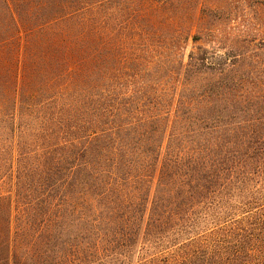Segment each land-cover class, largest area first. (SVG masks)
Returning <instances> with one entry per match:
<instances>
[{"label":"trees","instance_id":"16d2710c","mask_svg":"<svg viewBox=\"0 0 264 264\" xmlns=\"http://www.w3.org/2000/svg\"><path fill=\"white\" fill-rule=\"evenodd\" d=\"M220 74L169 95L100 75L53 93L36 75L0 76V252L12 264L26 249L49 264H264V123L236 117Z\"/></svg>","mask_w":264,"mask_h":264},{"label":"rangeland","instance_id":"374dc122","mask_svg":"<svg viewBox=\"0 0 264 264\" xmlns=\"http://www.w3.org/2000/svg\"><path fill=\"white\" fill-rule=\"evenodd\" d=\"M221 71L236 117L264 123V0H0V76L36 75L49 93L100 75L123 92L191 94ZM24 252L21 264H49Z\"/></svg>","mask_w":264,"mask_h":264}]
</instances>
